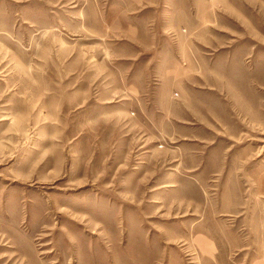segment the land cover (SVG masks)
I'll list each match as a JSON object with an SVG mask.
<instances>
[{"label": "rangeland", "instance_id": "374dc122", "mask_svg": "<svg viewBox=\"0 0 264 264\" xmlns=\"http://www.w3.org/2000/svg\"><path fill=\"white\" fill-rule=\"evenodd\" d=\"M87 7L0 0V264H264V0Z\"/></svg>", "mask_w": 264, "mask_h": 264}, {"label": "crops", "instance_id": "0c3cea01", "mask_svg": "<svg viewBox=\"0 0 264 264\" xmlns=\"http://www.w3.org/2000/svg\"><path fill=\"white\" fill-rule=\"evenodd\" d=\"M186 1L187 0H87V11L90 12V10H92L93 13L96 14L95 19L98 22L101 21L104 28L110 29V31L116 35L119 42L126 41L131 43L136 52H140L141 54L151 52L155 48L158 44V34L148 30L147 25L151 24L152 20L146 22V20L139 18L136 13L147 8L146 10L152 9V13L155 12V14H158L160 9L164 8L162 10L169 9L170 16L174 20L175 14L178 13L179 10H182V6L189 3V0L188 3ZM187 11L188 14H190L191 8ZM180 17L182 16L180 15ZM83 21L85 22V20ZM86 21L87 24L90 23L89 19H86ZM189 21L191 23H185L187 25L184 24L182 26H188V28H190V24L193 25V20L191 19ZM170 22L172 23L171 20ZM137 58L138 56L124 59L136 60ZM177 72L179 74L184 73L183 70L176 69L174 73L177 74ZM229 73L230 75L233 74L232 71ZM183 75L185 77V74ZM221 80L222 79L216 80V83L220 84ZM195 93H197V91Z\"/></svg>", "mask_w": 264, "mask_h": 264}]
</instances>
